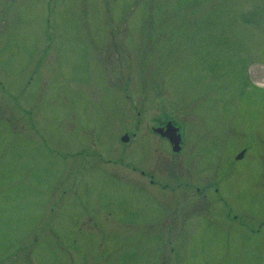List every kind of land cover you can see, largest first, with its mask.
<instances>
[{
  "label": "rangeland",
  "instance_id": "rangeland-1",
  "mask_svg": "<svg viewBox=\"0 0 264 264\" xmlns=\"http://www.w3.org/2000/svg\"><path fill=\"white\" fill-rule=\"evenodd\" d=\"M0 264H264V0H0Z\"/></svg>",
  "mask_w": 264,
  "mask_h": 264
},
{
  "label": "water",
  "instance_id": "water-1",
  "mask_svg": "<svg viewBox=\"0 0 264 264\" xmlns=\"http://www.w3.org/2000/svg\"><path fill=\"white\" fill-rule=\"evenodd\" d=\"M170 123H171L170 121L166 123L167 125H166V129L165 130H163L161 128H156L155 130L157 132H160L161 135H165V136L169 137L171 142L174 143L173 144L174 145V149H177L175 144L178 143V137L175 134L174 127ZM122 139L125 140L126 138L122 136Z\"/></svg>",
  "mask_w": 264,
  "mask_h": 264
},
{
  "label": "flooded vegetation",
  "instance_id": "flooded-vegetation-1",
  "mask_svg": "<svg viewBox=\"0 0 264 264\" xmlns=\"http://www.w3.org/2000/svg\"><path fill=\"white\" fill-rule=\"evenodd\" d=\"M163 124H161V125H158V126H162ZM151 128H153V126H151ZM133 135V138L135 137V134L134 133H132ZM159 136V135H158ZM161 137V136H160ZM163 139H165L166 140V142L168 143L167 145H169L170 146V150H173L172 149V145H170L171 143H170V141L168 140V139H166V138H164V137H162ZM181 151L179 150V151H177V152H174V151H172V154H171V158L169 159V162H170V164L171 165H168V170L170 171V172H172L173 174H174V176H175V180L177 181V182H179L180 183V181L178 180L179 179V177L175 174V172L173 171V157L172 156H177L179 153H180ZM175 164H177L178 165V163L176 162ZM141 173H143V172H141Z\"/></svg>",
  "mask_w": 264,
  "mask_h": 264
},
{
  "label": "bare ground",
  "instance_id": "bare-ground-1",
  "mask_svg": "<svg viewBox=\"0 0 264 264\" xmlns=\"http://www.w3.org/2000/svg\"><path fill=\"white\" fill-rule=\"evenodd\" d=\"M168 169V168H167Z\"/></svg>",
  "mask_w": 264,
  "mask_h": 264
}]
</instances>
